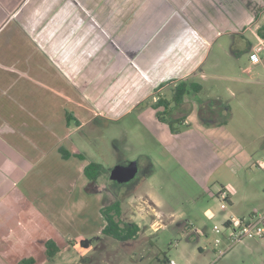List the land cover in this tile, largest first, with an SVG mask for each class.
<instances>
[{
	"label": "crops",
	"instance_id": "obj_1",
	"mask_svg": "<svg viewBox=\"0 0 264 264\" xmlns=\"http://www.w3.org/2000/svg\"><path fill=\"white\" fill-rule=\"evenodd\" d=\"M57 1L61 8L59 13H51L43 8V4L36 5L30 0H0V264H21L22 259L30 257L34 258L35 264L39 258L45 259V240L53 239L57 245L71 243L70 239L74 241L67 224L58 221L51 206L33 192L38 186L36 182L42 179L45 182L40 188L53 183L60 189L65 188L69 194L74 189V179L77 181L85 176L83 169L89 161L69 141L74 129L95 119H118L133 111L134 107L145 104V99L155 91L160 94L168 84L173 88L179 80L192 79L204 62L211 43L223 33L238 36L242 44L238 49L232 48L233 54L246 51L249 61L246 65L257 68L255 74H264V50L260 53L259 62L255 63L249 57L251 46L259 36L257 29L264 22L251 27L244 25L264 14L259 16L258 11L264 6L260 0H253L254 6H259L252 13L247 11L249 2L243 0L241 6V0H235V10L226 8L219 14L223 21L220 31L206 30L202 38L199 35L194 37L193 42L185 46L188 50L182 52L179 41L167 40L164 30H160L152 42L150 39L151 46L146 35L143 39L140 36L138 43L134 41L131 47L125 39L122 49L121 40L114 38L116 25L112 34L113 25L108 23L102 33L107 35L104 32L107 30L113 39L108 41L109 45L102 46L108 59L103 77L97 71L100 59L98 53L95 54L101 48L100 44L105 43V39L100 40L98 24L102 15L97 10L91 14L81 9L78 12V0ZM69 5L75 11H67ZM104 15L107 21L113 20L111 13ZM85 21L89 22L88 26H85ZM165 42L170 44L165 45ZM136 46L138 50L135 51L133 48ZM121 49L124 51L122 55ZM245 68L239 65L238 70L248 73ZM167 72L172 75L164 81ZM200 76L206 78L205 73ZM217 77L225 81L222 85L228 93L226 99L232 101V97H236L239 106L244 104L243 97L251 95V84L264 82L252 77ZM95 79L103 84L102 88L92 87ZM83 85L94 88L89 89L91 94L84 93ZM201 86L202 90V83ZM219 96L213 97L218 104L207 113L220 110V116L212 118L207 114L200 117L196 93L189 91L182 103L171 110L172 113L186 103L191 105V109L173 115V119L183 118L180 132L176 133L166 122L157 119L156 110L151 105L144 107L139 114L165 154L171 156L203 189L222 165L236 174L235 169L253 164V149L246 147L249 141L244 142L243 136L238 135V129L247 127L246 123L238 115L234 119L231 113L233 106L226 107ZM251 96L252 99L254 96ZM199 102L201 104L202 100ZM256 103L259 110L248 111L246 120L250 116H264V97ZM66 112H70L80 122L79 125L74 119L67 123ZM221 116L228 118L223 120ZM229 120L235 121L237 126L239 122L241 126L235 128ZM187 124L189 126L185 127ZM62 152L69 153V156L63 157ZM69 161L71 167L65 165ZM55 162L60 168L54 165ZM259 164L263 166L264 160ZM38 193L43 192L39 190ZM232 195L229 206L233 205ZM145 197L152 208L158 206L156 193L150 191L145 193ZM220 208L226 209V205L220 204ZM19 212L27 214L26 220L30 222L13 221ZM252 212L236 215L228 211L222 219L242 217ZM209 213L210 210L206 211L207 216ZM104 224L105 221L100 228Z\"/></svg>",
	"mask_w": 264,
	"mask_h": 264
},
{
	"label": "rangeland",
	"instance_id": "obj_2",
	"mask_svg": "<svg viewBox=\"0 0 264 264\" xmlns=\"http://www.w3.org/2000/svg\"><path fill=\"white\" fill-rule=\"evenodd\" d=\"M30 1L36 5L43 4V8L51 13H59L61 9L57 0V3H54L55 0ZM93 1L78 0L77 11L82 10L91 14L97 10L102 15L98 24L100 40L102 42L105 39V43L102 42L101 48L95 52L100 59V67L97 71L102 77L108 60L107 51L102 46L109 45L108 41L113 39L111 34L110 37L108 36L107 30L104 31L107 35L102 33L108 23L113 25L110 30L112 34L116 25L114 38L121 40V45L125 39H128L130 46L134 41L138 43L140 36L143 39L148 35V45L151 46L150 39L152 42L156 34L164 30L166 33L163 34L167 40L179 41L182 52L188 50L185 46L193 42L194 37L202 38L206 30L220 31L223 28L220 12H225L226 8L228 11L235 10L237 7L235 0H109V2L96 0L97 3ZM252 1L244 0L245 3L249 2L250 9L246 7L245 9L251 13L259 6H254ZM260 1L264 4V0ZM242 2L243 0L239 2L241 6ZM73 10L71 5L67 6V11ZM258 12L259 16L264 13V6ZM106 13H111L112 21H107V16L104 15ZM263 15L244 25L251 27L257 23L262 24ZM89 18H92V15H89ZM84 23L85 26L89 24L88 21ZM145 30L148 31L147 34L144 33ZM246 35L254 40L249 33ZM129 37L132 39L130 40ZM169 44L165 42V45ZM241 44L238 36L229 33L220 35L209 46L204 62L195 71L192 79L203 85V89L196 93L197 99H195V102L199 103L197 109L200 117L207 114L212 118L220 116V110L207 113L210 108H215L218 104L214 102L213 97L220 95L219 99L225 105L229 108L230 105L233 106L231 110L233 118L238 115L245 121L247 127H241L242 130L239 128L241 126L239 122H237L238 126L233 120L231 122L229 120V123L239 128L238 135L243 136L244 142L249 141L246 147L253 149H250L253 152V164L235 169L236 174L222 165L214 172L207 187L201 188L171 156L165 154L148 131L146 124L141 121L140 112L158 97V91H155L149 99H145V104L134 107L130 113L115 120L95 119L81 128L74 129L69 135L70 143L76 150L82 152L89 162L102 165V172L95 180L83 176L76 181L72 177L74 189L68 194L65 188L60 189L53 183L46 188H40L45 180L38 179L39 181L36 182L38 186L33 189L34 194L37 193L42 197L41 200L51 206L58 221L67 224L75 239L74 241L70 239L71 243L61 242L60 251L53 259L39 258L35 264H168L166 259L174 260L176 264H264V236L246 238L219 256L216 255L219 248L216 250L213 246L215 237L212 230L213 223L223 220L222 217L228 215V211L236 215L248 211H264V165L259 166L260 161L264 160V116H250L249 120H246L248 111L259 110L256 102L264 97V82L251 84L249 93L254 97L252 99L251 95L243 97L244 104L239 106L236 97H232V101L226 99L228 93L222 85L225 81L217 77L218 75L240 76L264 80V74L254 73L257 68L246 65L249 63L246 51L233 54L232 48L238 49ZM122 49L121 55L124 54ZM133 50H138V47H134ZM239 65L242 68L246 67L248 73L240 72ZM179 72L182 73V70ZM201 73H205L206 78H201ZM171 75L172 73L167 72L164 81H168ZM94 81L92 87L96 89L103 87L97 79ZM82 87H85V94H91L89 89H94L88 85ZM171 94L172 86L168 84L159 96L168 98ZM193 97L194 95L192 99ZM187 109H191V105L186 103L166 118H173L175 113ZM221 117L223 120L228 118V116ZM131 161H135L137 165V172L132 179L118 182L110 177L115 165H124ZM54 165L60 168L57 162ZM65 165L71 167V162ZM220 185L230 186L233 191V195L231 194L233 205L229 206L226 203V209L220 208L223 202L214 196L215 189H219ZM39 190L43 193H38ZM150 191L156 193L159 201L158 206L154 208L145 197V193ZM116 198L121 199V219L136 222L140 226L138 234L133 239L118 241L101 233L100 227L104 223V218L99 208ZM208 210L215 215L211 219L206 215ZM26 217L27 214L19 212L16 213L13 221L30 222ZM220 248H224V245ZM40 259L43 260L40 262Z\"/></svg>",
	"mask_w": 264,
	"mask_h": 264
},
{
	"label": "trees",
	"instance_id": "obj_3",
	"mask_svg": "<svg viewBox=\"0 0 264 264\" xmlns=\"http://www.w3.org/2000/svg\"><path fill=\"white\" fill-rule=\"evenodd\" d=\"M257 33L260 37L264 38V24L260 25L257 29ZM162 85V84H161ZM201 90V84L191 79L179 80L172 88L171 98L159 96L156 101L151 103V107L156 110V117L159 121L166 122L172 132H180V126L183 118H169L171 110L179 106L185 95L192 91L198 93ZM226 107H228L226 105ZM159 108H162L160 110ZM66 122L69 123L72 119L79 125V121L70 113H65ZM202 119V118H201ZM204 119V118H203ZM189 124L185 125L188 127ZM61 150V148H59ZM62 151V150H61ZM63 157H68L69 153L62 152ZM80 158H83L82 154H77ZM102 172V165L97 162H88L83 169L84 175L89 180H95ZM99 212L104 218L105 224L101 228V233L105 236L111 237L118 241H127L136 237L140 230L138 223L133 221H123L121 219V199L116 198L109 204L99 208ZM45 250L44 254L47 259H53L60 251V246L53 239H47L44 242ZM34 258H24L21 263L33 264ZM168 262V259L165 260Z\"/></svg>",
	"mask_w": 264,
	"mask_h": 264
},
{
	"label": "built area",
	"instance_id": "obj_4",
	"mask_svg": "<svg viewBox=\"0 0 264 264\" xmlns=\"http://www.w3.org/2000/svg\"><path fill=\"white\" fill-rule=\"evenodd\" d=\"M257 36V35H256ZM264 50V38L257 36V41L251 46L250 59L253 62H259L260 53ZM230 186H221L214 193V196L223 202V205L229 203L232 194ZM213 213L208 214V218H213ZM212 230L215 237L213 240L214 248H219L216 255H222L226 250L242 240L250 237L264 236V211H254L242 217L225 218L218 223H213ZM224 245V248H220ZM168 264H176L174 260L168 261Z\"/></svg>",
	"mask_w": 264,
	"mask_h": 264
},
{
	"label": "water",
	"instance_id": "obj_5",
	"mask_svg": "<svg viewBox=\"0 0 264 264\" xmlns=\"http://www.w3.org/2000/svg\"><path fill=\"white\" fill-rule=\"evenodd\" d=\"M137 172V165L135 161H131L128 164H117L111 172L110 177L118 182H126L132 179Z\"/></svg>",
	"mask_w": 264,
	"mask_h": 264
},
{
	"label": "flooded vegetation",
	"instance_id": "obj_6",
	"mask_svg": "<svg viewBox=\"0 0 264 264\" xmlns=\"http://www.w3.org/2000/svg\"><path fill=\"white\" fill-rule=\"evenodd\" d=\"M21 264H26V263H21Z\"/></svg>",
	"mask_w": 264,
	"mask_h": 264
}]
</instances>
